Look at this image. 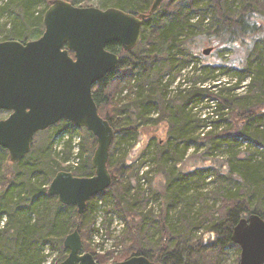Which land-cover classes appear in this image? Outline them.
<instances>
[{"label": "trees", "instance_id": "16d2710c", "mask_svg": "<svg viewBox=\"0 0 264 264\" xmlns=\"http://www.w3.org/2000/svg\"><path fill=\"white\" fill-rule=\"evenodd\" d=\"M50 1H1L0 16L10 23L0 30V41L38 38ZM66 1L89 6L91 0ZM152 1L96 4L138 15L147 13ZM209 34L218 40L219 49L241 51V46L239 61L190 66L193 58L185 59L184 50L194 45L195 37ZM106 49L117 53L119 62L93 85L92 96L99 115L114 130L107 161L111 184L87 200L81 215L75 206L46 193L58 171L77 177L94 173L96 138L67 121L37 132L30 152L17 163L10 162L7 150L0 147V264H44L51 255L45 254V246L57 249L52 264H58L68 254L63 240L76 227L83 251L97 263L108 264L105 255L83 241L101 213L109 219L101 224L105 232L112 227L114 213L125 222L124 257L117 261L143 255L160 264H223L224 248L233 246L238 264L240 248L230 239L233 227L251 213L264 219V0H164L143 20L134 48L124 51L112 43ZM177 66L188 67V72L176 82L174 77L164 80ZM225 76L230 79L221 80ZM203 103L208 114L196 118L193 108ZM159 123L166 126L167 137H150L140 145L142 128ZM38 134L44 139L35 145ZM133 144L136 151L129 148ZM189 156L198 161L187 169ZM157 169L167 177L164 202L161 199L154 213L151 203L162 198L150 186L151 171ZM207 176L217 183L211 192L214 202L192 212L190 205L198 196L193 189L202 188L197 183ZM168 206H177L176 216ZM198 229L203 233L195 237Z\"/></svg>", "mask_w": 264, "mask_h": 264}, {"label": "water", "instance_id": "95a60500", "mask_svg": "<svg viewBox=\"0 0 264 264\" xmlns=\"http://www.w3.org/2000/svg\"><path fill=\"white\" fill-rule=\"evenodd\" d=\"M164 0H153L147 13L138 15L117 8L75 6L51 0L43 13V33L36 39L0 41V147L17 163L31 150L33 136L59 121L85 128L96 138L91 157L93 175L77 177L58 171L46 193L81 215L87 200L111 184L107 168L114 130L98 113L93 85L112 71L119 55L106 49L118 43L124 51L136 46L143 20ZM211 48L203 50L207 55ZM232 243L240 248L238 264H264V219L255 213L233 227ZM67 256L58 264H99L83 251L77 227L63 240ZM108 264H160L132 255Z\"/></svg>", "mask_w": 264, "mask_h": 264}, {"label": "rangeland", "instance_id": "374dc122", "mask_svg": "<svg viewBox=\"0 0 264 264\" xmlns=\"http://www.w3.org/2000/svg\"><path fill=\"white\" fill-rule=\"evenodd\" d=\"M3 0H0V2ZM97 0H91L89 6H94V7H98L96 4ZM88 6V5H87ZM99 8V7H98ZM164 9V8H163ZM161 9V10H163ZM164 12V11H163ZM10 19H8L5 16H0V30H2L3 26H8V24ZM2 36V33L0 31V37ZM199 36V35H198ZM196 38V42L192 43L191 47H189V49L184 50V58L185 59H190L193 58V62L190 64V66H196V67H200L202 63H210V64H218L219 62H226V63H233L236 64L240 57L242 56V48L241 46H239L238 44V48L241 51H237V50H222L219 49L218 46V40H216V38L211 37V34H209V36H205V37H195ZM236 45V46H237ZM211 47V51L209 54L205 55L203 54V50L207 49ZM233 49V48H232ZM193 56V57H191ZM188 72V67L187 69H179L178 66L175 69H172V71L167 74L164 77V80L167 79H171L174 77L175 82L182 77L184 74H186ZM197 74V72H195ZM223 78V77H222ZM221 80L226 81V79H230L229 76H225V78H223ZM175 82L172 84V87L175 86ZM248 83V80L243 82L242 85ZM171 87V88H172ZM245 88L242 87L240 88L239 92H242V90ZM206 105L201 104L198 105L197 107L193 108V112H195L196 114V118H201L203 119L204 116H206L208 114V109L204 108ZM6 114H0V118H4L6 117ZM155 118H157V111H153L152 114L150 115V119L154 120ZM207 129V128H206ZM199 131V130H198ZM62 133L61 131L58 132L57 134ZM196 133L195 132V136ZM81 135L78 137H76L74 140L77 143V140H80ZM150 137L155 138L156 140H164L167 137L166 134V126L164 125V123H159L158 125H154L151 126L148 125L147 127L142 128V134L140 135V145H144L145 142L147 143L150 139ZM36 140L34 141L35 145H37L40 141H42L44 139L43 135H39L36 136L35 138ZM245 144V143H244ZM137 147H139V145H137ZM130 150H137L136 146L130 145L129 146ZM128 148V149H129ZM152 148V147H151ZM192 149H190L188 151V154L191 153ZM151 152V149H149V153ZM148 153V154H149ZM197 153L199 154L200 152L197 151ZM93 155V154H92ZM92 157V156H91ZM149 157V156H148ZM194 161H198V159H195L193 157H190L186 159V163L188 164L186 166L187 169L191 168V165L194 163ZM206 164H210L209 161L205 162ZM71 164V161L70 163ZM155 162L152 164L151 161V167H154ZM145 166L141 167V170H145ZM155 171V172H153ZM151 171V190L153 191L154 194L157 195H161L162 198H158L157 199V203H151V207H153V211L154 213H157L159 211V209H157V204L161 201V199H163L164 202V188H165V180L167 175L165 174V172L160 171L159 169L157 170H153ZM201 184L202 188H194L193 190H196L198 196L197 198L194 199L193 205H190V208L192 209V212H196L201 206L205 205V206H210L213 202H214V198L212 196V191L215 190L217 183H215V179L214 177H206L205 180H199L197 184ZM144 188H146V185H143ZM190 194H192L190 192ZM159 206V204H158ZM162 210L166 209L165 208V203L161 206ZM169 209V206H168ZM170 210V214L171 216H176L177 215V206L176 207H172ZM114 213V212H113ZM113 216V225L112 227H108V231L105 232V229H102V233L100 231H98L97 229V220H99L101 218V222L103 221H107L109 219H105V216L103 214H98L95 215V220L93 222V224H91L89 230H87V235L83 236V241L89 243L90 247L94 250V252L98 255H105L107 257V261L106 263H110V262H114L117 261L119 259H122L123 257L121 256L123 253V248H124V244H125V239H124V232L121 231L122 230V224L125 225V222L123 220H121V218H119L117 215H115V213L112 215ZM153 230V229H152ZM106 233V237L108 238V241L105 240V242H103L105 236L103 235L104 233ZM203 233L202 229H198V230H194L193 234L195 237H199L201 236ZM208 238L206 241L207 245L210 246V241H209V235H205L204 239ZM203 240V239H202ZM98 242V243H97ZM98 244V245H97ZM44 252L45 254H51L48 255V257L45 260L44 264H52V262L54 261V257L57 255V249H50V247L45 246L44 247ZM236 257H237V252L236 249L233 246H227L224 248V253H223V264H234L236 261ZM239 261V260H238Z\"/></svg>", "mask_w": 264, "mask_h": 264}, {"label": "built area", "instance_id": "2783aa9c", "mask_svg": "<svg viewBox=\"0 0 264 264\" xmlns=\"http://www.w3.org/2000/svg\"><path fill=\"white\" fill-rule=\"evenodd\" d=\"M209 128V127H208ZM207 128V129H208ZM75 139V138H74ZM78 141V140H77ZM74 142L76 143V141L74 140ZM76 148H77V146L75 147V150H76ZM72 164H75V162H71ZM102 214V213H101ZM101 224H102V222H101V218L99 219V220H97V223H96V225H97V229H98V231H100L101 233H102V226H101ZM113 225V224H112ZM104 233V232H103ZM105 236V235H104ZM106 237V236H105ZM105 240L106 241H108V238L106 237V238H104V242H105ZM98 243V242H97Z\"/></svg>", "mask_w": 264, "mask_h": 264}, {"label": "flooded vegetation", "instance_id": "af4514ba", "mask_svg": "<svg viewBox=\"0 0 264 264\" xmlns=\"http://www.w3.org/2000/svg\"><path fill=\"white\" fill-rule=\"evenodd\" d=\"M112 44V43H111Z\"/></svg>", "mask_w": 264, "mask_h": 264}]
</instances>
